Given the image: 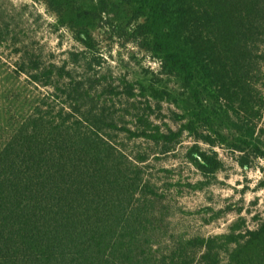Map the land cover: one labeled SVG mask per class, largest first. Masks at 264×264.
<instances>
[{"label": "trees", "instance_id": "obj_1", "mask_svg": "<svg viewBox=\"0 0 264 264\" xmlns=\"http://www.w3.org/2000/svg\"><path fill=\"white\" fill-rule=\"evenodd\" d=\"M33 1L80 44L67 59L85 72L102 61L100 32L158 61L124 92L134 98L137 85L180 107V126L162 131L138 113L132 135L166 152L186 132L185 157L207 179L223 169L216 147L238 152L242 167L264 159V0ZM5 11L0 48L17 45ZM170 78L178 90L163 86ZM103 79L74 77L67 64L44 65L28 51L13 67L0 58V264H264V221L208 236L168 233L144 157L130 159L108 132L116 121L99 100L116 88L98 92ZM39 85L63 102L53 106Z\"/></svg>", "mask_w": 264, "mask_h": 264}, {"label": "rangeland", "instance_id": "obj_2", "mask_svg": "<svg viewBox=\"0 0 264 264\" xmlns=\"http://www.w3.org/2000/svg\"><path fill=\"white\" fill-rule=\"evenodd\" d=\"M0 8L5 9L10 20V32L16 36L17 45L7 43L0 48V58L13 67L21 52L28 51L40 58L41 63L59 66L67 64L74 77L89 75L105 76L97 87L110 84L116 88L114 93L105 92L99 104L116 121V128L108 131L113 142L137 162L144 157L139 166L143 176L155 185L159 198V207L166 215V229L169 234L181 236L214 235L229 231L230 225L238 223L241 229L256 228L264 221V159L254 158L247 167L237 161L238 152L225 147H216L223 169L207 179L191 165L185 151L193 143V138L184 132L180 142L171 151L164 152L161 144L153 143L143 137L132 135L135 131L136 114H145L150 122L158 125L162 131L167 128L178 129L181 121L176 114L181 108L156 100L149 95L142 96L134 88L135 97L127 99L124 82L149 76L156 71L158 61L134 44L122 47L117 42L104 40L102 32L97 33L101 40L102 61L94 71L85 72L82 63L69 61L68 53L81 49L70 31L65 27L55 26V17L46 7L33 0H0ZM103 35V34H102ZM21 48V52L15 51ZM264 49V46H261ZM264 71V60L262 61ZM22 78H26L22 75ZM163 86L169 90H178L174 78L164 79ZM38 91L50 96L54 105L63 102L60 92L54 93L51 87L37 86ZM264 96V86H261ZM228 132V127H223ZM203 147H207L202 144Z\"/></svg>", "mask_w": 264, "mask_h": 264}]
</instances>
